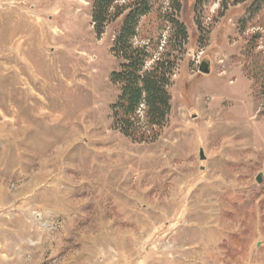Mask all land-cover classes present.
<instances>
[{
    "label": "rangeland",
    "instance_id": "1",
    "mask_svg": "<svg viewBox=\"0 0 264 264\" xmlns=\"http://www.w3.org/2000/svg\"><path fill=\"white\" fill-rule=\"evenodd\" d=\"M151 1L136 42L169 16L188 39L140 142L113 127L123 17L98 37L95 0H0V264H264V3Z\"/></svg>",
    "mask_w": 264,
    "mask_h": 264
},
{
    "label": "trees",
    "instance_id": "2",
    "mask_svg": "<svg viewBox=\"0 0 264 264\" xmlns=\"http://www.w3.org/2000/svg\"><path fill=\"white\" fill-rule=\"evenodd\" d=\"M172 9L180 10L183 0H167ZM208 0H196L201 9ZM264 0H254L240 23L251 22L262 9ZM151 0H95L92 20L98 37L109 24L123 17L121 28L113 44L112 53L122 61L120 70L112 74V81L121 86V94L112 105L113 127L136 141H154L168 124L171 112L169 86L177 69L173 42H185L188 33L174 16L164 19L170 26L169 38L160 52L150 45L136 42L142 20L152 13ZM161 17V16H160ZM259 36H257L258 38ZM251 46L246 47L250 53Z\"/></svg>",
    "mask_w": 264,
    "mask_h": 264
},
{
    "label": "water",
    "instance_id": "3",
    "mask_svg": "<svg viewBox=\"0 0 264 264\" xmlns=\"http://www.w3.org/2000/svg\"><path fill=\"white\" fill-rule=\"evenodd\" d=\"M199 71L203 74H210L211 72V69H210V62L209 61H203L200 65V68H199ZM201 159L204 160L205 159V155L203 153V151H201ZM257 181L259 183L262 182V174H260L258 177H257Z\"/></svg>",
    "mask_w": 264,
    "mask_h": 264
},
{
    "label": "bare ground",
    "instance_id": "4",
    "mask_svg": "<svg viewBox=\"0 0 264 264\" xmlns=\"http://www.w3.org/2000/svg\"><path fill=\"white\" fill-rule=\"evenodd\" d=\"M84 259V258H83Z\"/></svg>",
    "mask_w": 264,
    "mask_h": 264
}]
</instances>
